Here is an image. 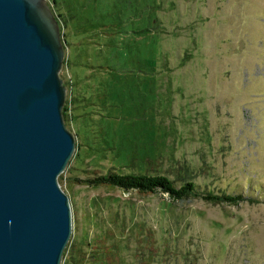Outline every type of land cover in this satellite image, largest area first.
<instances>
[{
    "label": "rangeland",
    "instance_id": "374dc122",
    "mask_svg": "<svg viewBox=\"0 0 264 264\" xmlns=\"http://www.w3.org/2000/svg\"><path fill=\"white\" fill-rule=\"evenodd\" d=\"M48 1L76 139L62 264H264V0ZM108 171L199 196L85 183Z\"/></svg>",
    "mask_w": 264,
    "mask_h": 264
},
{
    "label": "water",
    "instance_id": "95a60500",
    "mask_svg": "<svg viewBox=\"0 0 264 264\" xmlns=\"http://www.w3.org/2000/svg\"><path fill=\"white\" fill-rule=\"evenodd\" d=\"M64 58L48 0H0V264H62L71 239Z\"/></svg>",
    "mask_w": 264,
    "mask_h": 264
},
{
    "label": "trees",
    "instance_id": "16d2710c",
    "mask_svg": "<svg viewBox=\"0 0 264 264\" xmlns=\"http://www.w3.org/2000/svg\"><path fill=\"white\" fill-rule=\"evenodd\" d=\"M60 21V16L57 15ZM61 23V21H60ZM65 63V62H64ZM63 63V64H64ZM67 105L63 109V116L67 119ZM68 129V124H66ZM86 184L91 186H108L121 188L127 191L137 190L141 193H154L157 192L158 189H162L164 192H168L174 199H182L186 196H199L197 195V187L194 183H187L185 186L177 188L174 186V183L168 178L163 176L152 177L141 174H122L116 171H108L105 174L94 175L93 178L87 179L85 181ZM207 200H215L218 202L228 201V202H236L237 199L233 198L229 195H213L209 194L205 196ZM241 198V197H239ZM238 198V199H239ZM108 260V262H107ZM95 261V259L93 260ZM108 264H111L109 258L106 259Z\"/></svg>",
    "mask_w": 264,
    "mask_h": 264
}]
</instances>
